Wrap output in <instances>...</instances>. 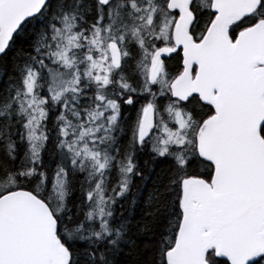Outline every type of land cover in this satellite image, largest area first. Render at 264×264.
<instances>
[{"label":"snow or ice","instance_id":"obj_1","mask_svg":"<svg viewBox=\"0 0 264 264\" xmlns=\"http://www.w3.org/2000/svg\"><path fill=\"white\" fill-rule=\"evenodd\" d=\"M0 264H264V0H0Z\"/></svg>","mask_w":264,"mask_h":264}]
</instances>
